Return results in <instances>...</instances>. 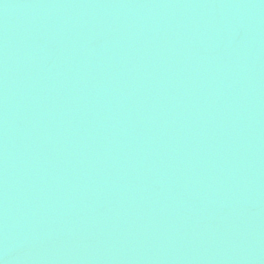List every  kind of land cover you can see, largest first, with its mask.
Returning a JSON list of instances; mask_svg holds the SVG:
<instances>
[{
  "label": "water",
  "instance_id": "water-1",
  "mask_svg": "<svg viewBox=\"0 0 264 264\" xmlns=\"http://www.w3.org/2000/svg\"><path fill=\"white\" fill-rule=\"evenodd\" d=\"M3 264H264V0H0Z\"/></svg>",
  "mask_w": 264,
  "mask_h": 264
},
{
  "label": "snow or ice",
  "instance_id": "snow-or-ice-1",
  "mask_svg": "<svg viewBox=\"0 0 264 264\" xmlns=\"http://www.w3.org/2000/svg\"><path fill=\"white\" fill-rule=\"evenodd\" d=\"M0 264H3V262H2V261H0Z\"/></svg>",
  "mask_w": 264,
  "mask_h": 264
}]
</instances>
